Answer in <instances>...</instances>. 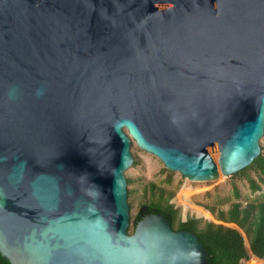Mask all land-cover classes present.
Here are the masks:
<instances>
[{
	"label": "water",
	"instance_id": "95a60500",
	"mask_svg": "<svg viewBox=\"0 0 264 264\" xmlns=\"http://www.w3.org/2000/svg\"><path fill=\"white\" fill-rule=\"evenodd\" d=\"M263 135L264 0H0L10 264H207L160 214L128 232L131 140L211 182L249 167Z\"/></svg>",
	"mask_w": 264,
	"mask_h": 264
},
{
	"label": "rangeland",
	"instance_id": "374dc122",
	"mask_svg": "<svg viewBox=\"0 0 264 264\" xmlns=\"http://www.w3.org/2000/svg\"><path fill=\"white\" fill-rule=\"evenodd\" d=\"M259 145L260 155L264 156V135ZM130 153L133 162L124 172V177L128 181L126 190L130 234L133 233V221L140 209L151 202H158L162 196L163 200L168 201L178 210V217L182 220L188 216L202 223L208 222L237 230L243 238L248 253L245 264H251L250 259L254 256L249 250L247 233L233 223L219 220L217 215L220 212L226 214L235 204H240V209H245L264 199V184L260 182L256 171L247 170L230 177L220 176L211 182H191L179 173L166 170L157 158L140 150L132 140ZM211 157L217 162L219 152L211 153ZM250 179L260 185L261 191L250 192L248 182ZM151 185L155 186L154 190H151Z\"/></svg>",
	"mask_w": 264,
	"mask_h": 264
},
{
	"label": "trees",
	"instance_id": "16d2710c",
	"mask_svg": "<svg viewBox=\"0 0 264 264\" xmlns=\"http://www.w3.org/2000/svg\"><path fill=\"white\" fill-rule=\"evenodd\" d=\"M247 170L256 171L260 182L264 184V156L259 155L249 167L235 174H242ZM248 182L251 193L261 191L262 188L256 181L250 179ZM150 188L154 190L155 186L151 185ZM142 208L146 209L145 214L156 213L165 217L174 231H187L195 234L208 254L207 264H242V260L248 258L243 238L237 230L223 225L202 223L188 216L182 220L178 217V210L168 201L163 200L162 196L158 202H151ZM217 217L245 231L249 237L250 253L259 259L264 258V199L245 209H240V204H235L226 214L220 212ZM139 219L140 211L134 218L133 230ZM0 264L10 263L0 255Z\"/></svg>",
	"mask_w": 264,
	"mask_h": 264
},
{
	"label": "built area",
	"instance_id": "2783aa9c",
	"mask_svg": "<svg viewBox=\"0 0 264 264\" xmlns=\"http://www.w3.org/2000/svg\"><path fill=\"white\" fill-rule=\"evenodd\" d=\"M245 262H247V260H242V264H245ZM251 264H264V258L263 259H259L257 257H253L250 259Z\"/></svg>",
	"mask_w": 264,
	"mask_h": 264
},
{
	"label": "flooded vegetation",
	"instance_id": "af4514ba",
	"mask_svg": "<svg viewBox=\"0 0 264 264\" xmlns=\"http://www.w3.org/2000/svg\"><path fill=\"white\" fill-rule=\"evenodd\" d=\"M142 212H143V214H145L146 213V209L143 208V211Z\"/></svg>",
	"mask_w": 264,
	"mask_h": 264
},
{
	"label": "bare ground",
	"instance_id": "6f19581e",
	"mask_svg": "<svg viewBox=\"0 0 264 264\" xmlns=\"http://www.w3.org/2000/svg\"><path fill=\"white\" fill-rule=\"evenodd\" d=\"M215 157H217V155L215 154Z\"/></svg>",
	"mask_w": 264,
	"mask_h": 264
}]
</instances>
